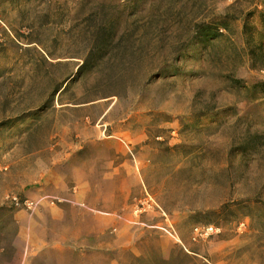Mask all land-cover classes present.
<instances>
[{"label": "rangeland", "instance_id": "1", "mask_svg": "<svg viewBox=\"0 0 264 264\" xmlns=\"http://www.w3.org/2000/svg\"><path fill=\"white\" fill-rule=\"evenodd\" d=\"M0 264H264V0H0Z\"/></svg>", "mask_w": 264, "mask_h": 264}, {"label": "trees", "instance_id": "2", "mask_svg": "<svg viewBox=\"0 0 264 264\" xmlns=\"http://www.w3.org/2000/svg\"><path fill=\"white\" fill-rule=\"evenodd\" d=\"M81 70H82V67H80V68L78 69L77 76H79V75H80V73H81Z\"/></svg>", "mask_w": 264, "mask_h": 264}, {"label": "built area", "instance_id": "3", "mask_svg": "<svg viewBox=\"0 0 264 264\" xmlns=\"http://www.w3.org/2000/svg\"><path fill=\"white\" fill-rule=\"evenodd\" d=\"M207 232H212V228H209V229L207 230Z\"/></svg>", "mask_w": 264, "mask_h": 264}]
</instances>
